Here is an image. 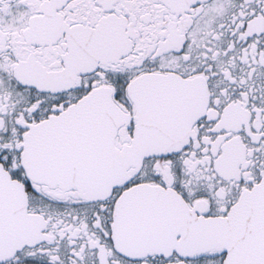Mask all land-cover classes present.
<instances>
[{
    "label": "snow or ice",
    "instance_id": "6c2138e0",
    "mask_svg": "<svg viewBox=\"0 0 264 264\" xmlns=\"http://www.w3.org/2000/svg\"><path fill=\"white\" fill-rule=\"evenodd\" d=\"M0 264H264V0H0Z\"/></svg>",
    "mask_w": 264,
    "mask_h": 264
}]
</instances>
